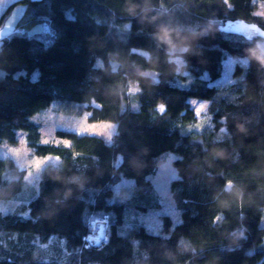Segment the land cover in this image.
Here are the masks:
<instances>
[{"label":"trees","instance_id":"16d2710c","mask_svg":"<svg viewBox=\"0 0 264 264\" xmlns=\"http://www.w3.org/2000/svg\"><path fill=\"white\" fill-rule=\"evenodd\" d=\"M16 5L17 31L0 42V142L14 144L22 131L35 156L56 162L34 196L0 214V264H264V6L256 15L254 0ZM227 24H243L244 34L224 32ZM229 56L245 64L237 61L231 83L209 85ZM190 99L209 104L201 132ZM53 103L114 123L112 143L56 131L60 143L42 144L31 118ZM166 152L176 155L170 193L180 222L165 216L153 233L113 200V186L133 181L136 211L158 206L148 177ZM23 186L22 173L0 159V201ZM97 218H106V240L86 247L81 238ZM51 237L63 251H38Z\"/></svg>","mask_w":264,"mask_h":264},{"label":"rangeland","instance_id":"374dc122","mask_svg":"<svg viewBox=\"0 0 264 264\" xmlns=\"http://www.w3.org/2000/svg\"><path fill=\"white\" fill-rule=\"evenodd\" d=\"M256 3V15L263 13L264 2L262 0H254ZM34 32L38 33L39 25H34ZM31 33V30H28ZM246 35H251V31H245ZM240 63L245 64V60L238 59ZM234 57H227L224 60V71L221 77L209 83V85H227L233 81V69L238 61ZM186 86V85H181ZM136 86L130 85V92H135ZM190 107L194 110L197 124L195 130L201 132L204 128L209 126L210 116L208 115V103L196 99L189 100ZM89 115L84 112V106H77L66 103H53L48 109L36 114L31 118L40 133V142L42 144H58L60 143L56 137V131L74 132L78 135H90L102 138L106 144L112 143V137L116 131V125L111 122H89ZM110 124L111 127L106 132H93L83 130L89 125H99L101 129L105 125ZM66 144V143H64ZM67 145V144H66ZM48 158V159H45ZM176 155L172 152H166L158 157V165L155 173L148 177L152 183L157 195L158 206L150 207L145 212L136 211V209L128 204L132 194L133 181L121 178L113 186V200L127 204L126 209L134 212L135 220L153 233H161L163 229V218L165 216L171 219L172 225L180 222V214L177 210L170 193V183L177 179V173L172 162ZM0 159L10 160L17 170L22 173L24 186L20 194L15 200L0 201V214H7L14 212L20 205L26 203L28 199L37 191V184L41 177V172L46 165L55 164L56 159L51 156L37 157L27 147L26 136L22 131L16 133V142L9 144L0 142ZM43 160L39 167H34V161ZM8 176H11L9 173ZM14 177V176H12ZM16 177V176H15ZM100 219V218H97ZM94 219L90 221V224ZM97 227V225H95ZM105 228V236H106ZM38 251L45 255L54 251H63V242L55 237H51L44 243H36ZM98 247V246H96Z\"/></svg>","mask_w":264,"mask_h":264},{"label":"crops","instance_id":"0c3cea01","mask_svg":"<svg viewBox=\"0 0 264 264\" xmlns=\"http://www.w3.org/2000/svg\"><path fill=\"white\" fill-rule=\"evenodd\" d=\"M19 0H0V42L17 31L16 24L23 7L16 5Z\"/></svg>","mask_w":264,"mask_h":264},{"label":"built area","instance_id":"2783aa9c","mask_svg":"<svg viewBox=\"0 0 264 264\" xmlns=\"http://www.w3.org/2000/svg\"><path fill=\"white\" fill-rule=\"evenodd\" d=\"M43 29H46L45 25H43ZM95 225H97V227ZM106 225V218L94 219L93 222L89 225L88 233L81 238V242L86 247H96L101 245L106 240Z\"/></svg>","mask_w":264,"mask_h":264},{"label":"water","instance_id":"95a60500","mask_svg":"<svg viewBox=\"0 0 264 264\" xmlns=\"http://www.w3.org/2000/svg\"><path fill=\"white\" fill-rule=\"evenodd\" d=\"M228 26L229 24H227L225 28H222V30L230 34H235V35H240V36L244 34L245 26L243 24H236L227 29ZM258 37L264 40V33L259 32Z\"/></svg>","mask_w":264,"mask_h":264},{"label":"snow or ice","instance_id":"6c2138e0","mask_svg":"<svg viewBox=\"0 0 264 264\" xmlns=\"http://www.w3.org/2000/svg\"><path fill=\"white\" fill-rule=\"evenodd\" d=\"M162 110H163V106H161ZM111 127L110 124L108 125H105L103 127V129L100 128L99 125H89L88 127L86 128H83V130H87V131H93V132H106L109 128ZM64 143H68L67 141H64ZM45 159H48V158H45ZM43 163V160H37V161H34V167H39V165H41Z\"/></svg>","mask_w":264,"mask_h":264}]
</instances>
